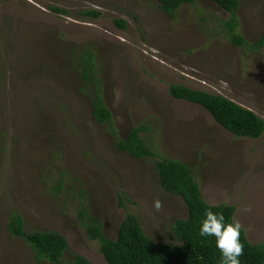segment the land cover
<instances>
[{"label": "rangeland", "instance_id": "1", "mask_svg": "<svg viewBox=\"0 0 264 264\" xmlns=\"http://www.w3.org/2000/svg\"><path fill=\"white\" fill-rule=\"evenodd\" d=\"M158 6L155 0H0V264H51L9 233L14 212L26 232L66 238L61 264L73 255L107 264L77 224L81 197L106 237L115 239L132 214L154 241L173 243L171 224L187 219L188 211L161 188L158 157L199 169L204 201L235 207L234 221L249 241L264 245V134L236 138L201 106L169 94L170 86L180 85L220 95L264 120V48L234 47L219 22L230 14L212 2L184 5L175 18ZM88 10L100 17L80 15ZM237 13L238 33L256 44L264 2L244 0ZM117 19L127 27L118 28ZM88 45L97 53L117 136L148 124L158 157L139 160L117 150L110 126L94 118L69 69ZM61 173L64 190L72 187L73 194L52 192Z\"/></svg>", "mask_w": 264, "mask_h": 264}, {"label": "trees", "instance_id": "2", "mask_svg": "<svg viewBox=\"0 0 264 264\" xmlns=\"http://www.w3.org/2000/svg\"><path fill=\"white\" fill-rule=\"evenodd\" d=\"M159 9L171 18L184 5L196 6L198 0H155ZM216 4L222 11L230 14V19L219 22L225 27L228 38L236 48L252 52L264 48V31L259 41L251 45L247 39L238 33L239 19L237 12L244 0H205ZM264 2V0H260ZM55 14H67L57 7H50ZM84 18L96 19L100 13L95 10L84 11ZM202 24H207V17L202 15ZM116 26L125 29L124 20H115ZM91 46V47H90ZM82 48L79 58L70 65V71L80 80L79 91L90 98L92 113L101 125H109L117 150L133 158L143 160L154 158L150 129L148 124L132 127L127 138L121 139L112 127V113L103 97V83L100 81L96 67L97 53L92 45ZM94 47V45H93ZM70 49V48H69ZM74 52V49H72ZM75 56H73L74 58ZM78 60V61H77ZM96 69V70H95ZM169 94L176 100L196 104L205 109L211 117L227 132L236 138L258 139L264 134V120L252 111L224 98L204 91L193 90L180 85H172ZM159 156V155H158ZM157 156V157H158ZM161 188L174 197H180L188 211L187 219H175L171 224L170 238L173 243L156 242L145 234L139 219L128 214L117 231L115 239L105 236L103 224L89 212L85 197H81L76 210V220L79 227L86 233L90 241L99 245V252L107 264H220V253L215 246L214 237H201L199 228L205 213L211 211L224 216L226 223L234 221L236 208L228 205L210 206L199 190L196 175L199 169H191L184 163L158 157L154 166ZM52 189L54 194H73V188L64 190V173H61ZM9 233L24 241L39 261L51 264H61L68 243L64 236L57 232H26L23 218L14 212L8 224ZM239 242L242 245L240 264H264V245L252 244L245 231L241 228ZM69 264H91L79 255H73Z\"/></svg>", "mask_w": 264, "mask_h": 264}, {"label": "clouds", "instance_id": "3", "mask_svg": "<svg viewBox=\"0 0 264 264\" xmlns=\"http://www.w3.org/2000/svg\"><path fill=\"white\" fill-rule=\"evenodd\" d=\"M155 207L159 210L158 202ZM244 211L250 209L245 208ZM240 231L241 225L238 221L226 223L223 215L207 211L201 221L199 235L215 238V246L220 253V264H240L239 257L243 252L239 242Z\"/></svg>", "mask_w": 264, "mask_h": 264}]
</instances>
